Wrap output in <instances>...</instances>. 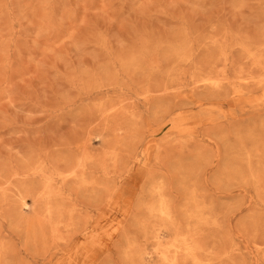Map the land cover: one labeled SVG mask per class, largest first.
I'll list each match as a JSON object with an SVG mask.
<instances>
[{
  "label": "rangeland",
  "instance_id": "rangeland-1",
  "mask_svg": "<svg viewBox=\"0 0 264 264\" xmlns=\"http://www.w3.org/2000/svg\"><path fill=\"white\" fill-rule=\"evenodd\" d=\"M263 77L264 0H0V264H264Z\"/></svg>",
  "mask_w": 264,
  "mask_h": 264
},
{
  "label": "bare ground",
  "instance_id": "bare-ground-1",
  "mask_svg": "<svg viewBox=\"0 0 264 264\" xmlns=\"http://www.w3.org/2000/svg\"><path fill=\"white\" fill-rule=\"evenodd\" d=\"M263 78H264V77H263ZM49 215H50V214H49ZM50 216H51V215H50ZM40 218H41V217H40ZM40 218H39V219H40ZM173 262H174V261H173ZM173 262H172V263H173Z\"/></svg>",
  "mask_w": 264,
  "mask_h": 264
}]
</instances>
